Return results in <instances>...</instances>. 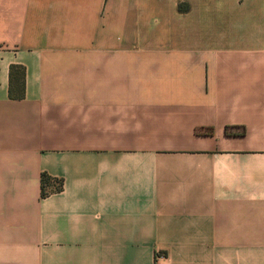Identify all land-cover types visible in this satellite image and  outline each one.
Returning a JSON list of instances; mask_svg holds the SVG:
<instances>
[{
  "label": "crops",
  "instance_id": "0c3cea01",
  "mask_svg": "<svg viewBox=\"0 0 264 264\" xmlns=\"http://www.w3.org/2000/svg\"><path fill=\"white\" fill-rule=\"evenodd\" d=\"M0 264H264V0H0Z\"/></svg>",
  "mask_w": 264,
  "mask_h": 264
},
{
  "label": "trees",
  "instance_id": "16d2710c",
  "mask_svg": "<svg viewBox=\"0 0 264 264\" xmlns=\"http://www.w3.org/2000/svg\"><path fill=\"white\" fill-rule=\"evenodd\" d=\"M177 9L178 10H184L185 9V5L182 4V3H178L177 4ZM12 67L10 69V72H9V77L11 79V82L14 81L15 84H16V88L18 90L21 89V86H22V78H21V73H20V78H18V76H14L13 73H12ZM15 97H20L21 94L20 93H17L16 95H13ZM40 180H41V195H44L45 191H44V187L45 185L49 184V183H52V184H55V182L57 180L53 179V178H50L48 177L47 175H45L44 173L41 174L40 176ZM56 185V184H55Z\"/></svg>",
  "mask_w": 264,
  "mask_h": 264
},
{
  "label": "built area",
  "instance_id": "2783aa9c",
  "mask_svg": "<svg viewBox=\"0 0 264 264\" xmlns=\"http://www.w3.org/2000/svg\"><path fill=\"white\" fill-rule=\"evenodd\" d=\"M55 184L57 185V184H58V182L56 181V182H55Z\"/></svg>",
  "mask_w": 264,
  "mask_h": 264
}]
</instances>
